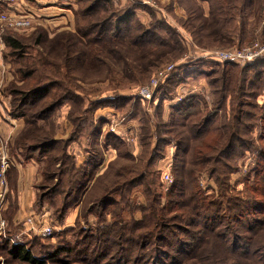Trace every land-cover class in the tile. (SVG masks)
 I'll return each instance as SVG.
<instances>
[{
  "label": "rangeland",
  "instance_id": "obj_1",
  "mask_svg": "<svg viewBox=\"0 0 264 264\" xmlns=\"http://www.w3.org/2000/svg\"><path fill=\"white\" fill-rule=\"evenodd\" d=\"M139 1L111 0L112 8L120 13L127 8L137 7L135 13L138 12L136 15L138 20L131 21L133 23L132 29L136 27L139 21L144 27L148 23L156 25L154 32L165 39L170 37L168 32L174 31L173 29L184 37L182 49H175L171 58L159 64L148 78H142L133 68L136 66L133 61L134 48H132V58L131 56L128 57L129 61H132L129 65H124L123 62L114 58L108 59L107 56L99 52L100 62L98 63L89 57L90 59L84 61V68L79 67L77 62L73 64L68 62L62 55L61 57L58 56L62 50L61 46L53 45L55 51H51L47 45V40H51L57 34L65 31H74L73 12L84 5V3L78 4L77 0H23L18 3L19 8L14 12L29 13L32 16L31 25L25 29L3 28V46L0 49V62L8 67L10 76L3 83H0V97L6 99L7 112L5 117L7 119H22L23 125L17 130L13 131L11 129L8 133L0 131V145L4 146L12 164V161H26L22 157L24 148L18 145H29L30 142H35L38 140L37 138H41L43 135L47 136V134L56 141L48 152L37 151L30 155L31 160L39 165L41 171V182L35 197L34 213L27 216L32 218L33 226L25 218L24 224L26 226L18 224L15 229V239L20 243L32 242L30 246L31 252L35 255L42 256L47 249L58 242L60 243V241L68 243L76 241L75 239L81 241L82 235H79L81 227L87 231L89 226L102 223L98 219L97 213L94 212L100 206H96L95 203L91 210L87 209V206L94 199L98 201L99 196L109 186H116V188L120 189L119 195L113 192L108 197L112 201L117 202V208L109 206L102 218L104 217L106 222L110 223L112 216L109 212L119 210L121 213L120 223L132 225L134 233L136 230L133 226L137 222L140 223L139 221L144 213L146 214L147 222L144 223L146 227L143 226V229L151 228L148 220L151 206L157 208L155 211L157 215L161 213L159 208L163 209L162 212H165L166 219L174 215L181 216L183 211H188L189 209L184 206L185 203L190 208L194 203L193 193L197 188L203 191L206 199L211 203L228 198L232 201V199L242 195H252L257 199L263 198L259 192L254 194L245 193L247 191L250 192L249 189L252 183L258 184L264 179V139H262L264 136V119L260 117L261 111L264 110V26L261 28L263 22L260 23V26L254 27L253 36H248L249 38L247 37L241 46L213 47L208 45L211 47L202 48L198 46L200 37L201 46L203 44L207 45L210 40L208 41L202 35L197 39L198 44L196 45L190 34L180 25V20L185 19L187 13H192L196 18H200L201 13L209 12V2L207 9V6L199 5L197 0H147L149 2L147 4H140ZM174 2L176 5L173 8ZM7 8V6L0 5V12L7 11ZM261 13L263 14L264 12ZM253 17L250 19L254 26L255 16L253 15ZM80 23L82 25L84 22ZM38 32L45 34H43L44 38L40 45L34 44L32 40L34 39V34ZM6 35L16 37L25 43V51L35 58L32 63L37 67L36 73L38 72L41 77L43 76L44 81L53 77L52 71L56 68L60 72L61 83L65 85L71 83L75 86L74 94L78 98L65 102L43 120H37L36 123L39 124V126L37 125L39 130L27 124L25 118L12 117L10 114L12 109L11 99L5 96L4 89L12 82H15L17 86H21L22 83H18L20 78L13 70V60L9 54L10 49L5 45L3 39ZM245 49L249 51L260 50V56L247 62L253 63L250 68L242 70V67L246 64L239 61L236 67L222 66L228 74L221 75V65L225 61L216 54L221 51H242ZM28 54L27 57H31ZM103 60L107 61L112 69L107 68L108 65L104 64ZM7 61H10L12 66ZM55 62L59 64V67L53 66ZM71 64L72 68L68 70ZM128 68L130 70L132 68L130 76L126 75ZM193 70H196V72L192 73ZM179 72H186L187 80L184 84L171 86V91L168 90V97H174L173 103L179 102L184 96L191 94L204 96L203 99L208 100L207 95L210 91H214L216 95H227L225 111H228V101L233 105L232 98L234 100L237 90L239 91L238 87L242 85V80L244 79V86L247 91L245 92L246 97L241 98L246 100V104L243 107L244 114L241 123L233 126L238 129L240 137H242L240 145H232L229 151H227L229 149L227 145H197L198 141L194 140L187 130L186 124H188V121H182L181 118L174 116L170 111L168 106L171 100L164 102L163 106L157 105L160 100L158 97L153 99L154 90L158 88L159 84L165 83L171 75L179 74ZM206 73L209 74L206 76ZM57 76H59L58 73ZM155 80L157 81L156 85H152ZM208 80L210 83L213 82V85L210 86ZM145 86L148 87L151 93L150 98L139 95L144 92L143 87ZM119 96L124 100L119 98ZM47 100L38 102L37 104L40 105L35 107L36 109L26 107L24 111L26 110V113L30 110L36 111L44 106ZM91 101H101L100 103L110 101L105 105L95 107L92 110V116L87 118L90 121L93 120L92 127L95 125L96 128H101L103 136L104 133L108 132L119 137L121 142L109 138L106 140L102 137L100 140H95V138L88 135L92 129L90 123L87 126L84 137L71 141L74 125L69 116L71 114L73 118L79 114V111L91 108ZM87 113L84 112L83 114ZM170 117L175 120V124L173 127L168 128L169 130L167 131L170 132L167 134L164 133L165 127L162 126V123H169ZM1 120L2 118H0ZM27 129L32 130L27 133ZM170 136L175 139H181L185 143L179 152L176 149V145H163L161 143L164 137ZM250 138L257 145H242L244 140H249ZM81 140H83V145L79 144ZM93 145H98L99 153L97 154H99L98 158H101V162L96 171L90 175L92 171H90L88 161L92 157V152L97 157ZM103 145L108 146L104 147ZM155 145H163L160 151L161 155L158 158L156 157L153 163H146L149 154H152L154 149L159 151V147ZM255 148L258 149V153ZM14 149H17L16 154L21 157H11ZM63 155L73 159L76 168L80 170L76 171V173L88 172L86 186L81 191V194L76 197L71 194L70 182L71 179H77L80 175L64 172L63 175H58L55 172L59 167L58 163L62 164L66 161L62 159ZM200 157L201 159H199ZM54 158L57 162L52 164L49 172L51 177L46 179L44 171H46V168ZM49 159H52L51 162H49ZM66 163L68 162H65V165H61V168H66L67 170L68 166ZM176 166L181 167L180 175L174 172ZM143 170L147 172V176L144 180L138 181V175ZM165 173L171 175V182L165 181ZM133 178H135V181H133ZM148 179L150 183L146 184ZM176 179L181 182L179 192L176 190L170 193L171 185L175 183ZM126 180L131 181L132 184L124 187L123 182ZM137 181L141 183L136 184ZM56 185L58 186L56 187ZM247 186L250 188L248 189ZM50 189L51 194L44 197L43 194L50 191ZM123 193L124 195H120ZM180 202H182V205H180ZM185 207L186 209L184 210ZM252 217L261 218L262 222L260 221V223H264V213H255L249 219H252ZM243 223H245L244 219H241L234 225L240 233L245 230L242 227ZM180 224L182 225L183 223ZM44 225L51 227L50 234L43 235L39 232ZM183 226L186 229H198L185 224ZM1 234L3 235V232ZM55 234L57 237H52ZM6 237L9 239L6 240L7 242L13 240L7 235ZM179 237L182 240H187L184 234H179ZM243 239L239 245L245 246ZM1 242L3 243V240H0V264H23L8 256ZM76 249L68 257H64L67 261L66 264L87 263L80 260L82 255L78 254ZM220 258L223 263H232L239 259L229 253H223ZM206 259L205 257L196 259V261L201 263L206 261ZM45 264L63 263L55 260L46 261Z\"/></svg>",
  "mask_w": 264,
  "mask_h": 264
},
{
  "label": "trees",
  "instance_id": "obj_2",
  "mask_svg": "<svg viewBox=\"0 0 264 264\" xmlns=\"http://www.w3.org/2000/svg\"><path fill=\"white\" fill-rule=\"evenodd\" d=\"M205 1L210 4L208 15L201 13V17L196 18L192 13H187L185 19L180 20V25L190 34V37L196 45L198 44L197 39L202 35L208 41L210 40L207 45L203 44L201 46L200 37L198 46L202 48L211 46H241L248 36H253L255 26H260L261 22H263L261 28L264 26V13H261L264 12V0ZM77 3H84V5L73 12L74 31H65L57 34L55 38L47 40V45L51 51H55L53 45L61 46L62 50L58 56L61 57L62 55L65 60L72 64L77 62L79 67L84 68V61L90 58L99 63L101 59L98 57V53L100 52V54L107 56L108 59L114 58L123 62L124 65H129L132 61L130 62L128 57L131 56L132 58V48H134L133 61L136 66L133 68L140 74L139 76L148 78L159 64L171 58L175 49H182L184 37L175 29H173L174 31L168 32L170 36L168 39L155 33L154 28L156 25L152 23H148L144 27L138 21L136 27H134L135 29H132V22L138 20L135 16L136 6L127 8L120 13L112 8L111 0H77ZM253 15L255 16L254 26L250 19L254 18ZM80 22L84 23L80 25ZM43 34V32L34 34V39H32L34 44H41L44 38ZM3 39L5 45L10 49L9 54L13 60V70L20 78L18 83H22L21 86H17L15 82H12L4 89L5 96L11 99L12 109L10 114L12 117L25 118L27 124L39 130V124L36 123L37 120H43L65 102L72 101L73 98H78L74 94L75 86L71 83L67 85L61 83V75L56 68L53 70L55 73L52 71L53 77L47 78L44 81V77L42 76V78L38 72L36 73L37 67L32 63L35 58L25 51V43L10 35H6ZM90 46L96 47L90 48ZM39 53L38 55L41 54ZM27 54L31 57H27ZM7 62L11 64L10 61ZM103 63L108 65L107 68L112 69L107 61L103 60ZM234 63L225 61L221 65L222 70L220 74H228L224 71L223 67H236L238 63ZM72 64L68 67V70H71ZM245 64L242 70L249 69L253 63ZM53 66L59 67V64L55 62ZM131 70L128 68L126 71L127 76L132 74ZM194 72L196 70L192 71V73ZM57 73L59 76H57ZM208 74L206 73V76ZM186 80V72H179V74L171 75L165 83L159 84L158 88L153 92V99L158 97L160 100L157 105L163 106L164 102L171 100L168 106L170 111L174 116L181 118L182 121H188V124H186L187 130L189 135L198 141L197 145H227L229 148L227 151L231 150L232 145H240L242 137H240L238 129L233 126L234 124L237 126L241 123L244 114L243 107L246 104V100L241 99L242 97H246L245 92H247L244 86V79L242 80V85L238 87L239 91L237 90V95H235L234 100L232 98L233 105L228 101V111H225L227 95H216L214 91H210L207 95L208 100L203 99L204 96L191 94L184 96L179 102L173 103L172 100L174 97H168V90L171 91V86L184 84ZM208 83L210 86L213 85V82L210 83L209 80ZM119 98L124 100L121 96ZM46 99L48 100L40 109L36 111L30 110L27 113L26 110L24 111L26 107L32 109L37 107L40 105L37 104L38 102H45ZM100 102L91 101V108L79 111V114L73 118L70 114L69 118L70 120L72 119L71 122L74 125L71 141L84 137L89 123L90 127H92L93 120L90 121L87 118L88 116H92V110L110 101H107V103ZM84 112L88 113L83 114ZM260 117L264 119V110L261 111ZM162 124L165 127L164 133L168 134L170 131L167 130L174 126L175 120L170 117L169 123L164 122ZM31 130L27 129V133ZM88 135L95 138V140H100L102 137L106 140L109 138L121 142L119 137L111 133H104L103 136L101 128H96L95 125H93ZM37 139L35 142H30L29 145H18L24 148V154H22L24 160L31 158L30 155L37 151L42 153L48 152L56 142L48 134ZM262 139H264V136ZM161 143L163 145H176L178 152L182 145L185 144L181 139H175L171 136L164 137ZM163 145H155L159 147V151L154 149L152 154H149L146 163H153L156 157L158 158L161 155L160 151ZM242 145L257 144L250 138L249 140H244ZM97 146L93 145L97 157L91 151L92 157L88 161L90 171H92L90 175L96 171L101 162V158H98L99 154L97 153H99V149ZM255 149L258 153V149ZM12 153L16 158L21 157L19 154H16L17 149H14ZM62 159L68 162L66 163L68 171L66 168H61V165H65L63 161L64 163L62 164L58 163L59 167L55 171L58 175H63V172L75 174L76 171H80L76 168V164L72 158L63 155ZM52 162L46 168V171H44V177L46 179L51 177L49 175L50 168L52 164H56L57 160L54 158ZM174 172L180 175L181 167L176 166ZM76 175L80 176L77 179H71L70 182L71 194L75 197L81 194V191L86 186L88 172H77ZM146 176L147 172L143 170L138 175V181L144 180ZM133 181H135V178H133ZM138 181L136 184L141 183ZM123 183L124 187L132 184L129 180ZM147 183H150L149 179ZM263 186L264 179L261 180V183H252L250 185L251 188L247 186L248 189L250 188V192H245L246 194L259 192L263 198L260 197L257 199L252 195H242L236 199H232V201L228 198L212 203L206 199L203 191L196 187L197 189L193 193L194 203L191 208L187 203L184 205L189 208L188 211H183L181 216L174 215L166 219L165 212H162L163 209L159 208L161 213L157 215L155 212L157 208L151 206L148 216L151 228L147 230L143 229V226L146 227L144 223L147 222V217L144 213L142 219L139 221L140 223L137 222L133 226L136 230L135 233L132 230V225H128V223L123 225V223H120L121 213L118 209V211L114 210L109 212L112 216L110 223H107L104 217L102 218L109 206H115L117 208V202L112 201L108 197L113 192L119 195L120 189L116 188V186H109L99 196L98 201L94 199L89 202L87 209L91 210L95 203L96 206H100L94 212L97 213L98 219L102 223L89 226L88 232L81 227L79 230V235H82L81 241H77V239L71 243L60 241V243H56L40 256L31 252L30 246L32 242L20 243L16 240L15 230L12 228L5 226L3 235L0 232V236L2 235L0 240H3L1 244L4 250L7 251L8 256L23 264H45L46 261L55 260L66 264L67 261L64 257H68L76 248V252L82 255L80 260L87 262L86 264H264V223H260V221L262 222L261 218L257 219L256 217H252V219H249L255 213H264ZM179 187H181V182L176 179L175 183L171 185L170 193L176 190L179 192ZM50 194L51 189L44 193L43 196L47 197ZM120 195H124V193ZM180 205H182V202H180ZM241 219H244L245 223L242 224V227L245 230L240 233L234 225ZM180 223L194 228L197 227L198 229H186ZM260 228L263 229L258 230ZM179 234L186 235L187 240L180 239ZM6 235L13 240L7 242L6 240L9 239H7ZM54 236L57 237L56 234L52 235V237ZM242 238H244L243 242L245 246L239 245ZM223 253L235 255L239 259L236 262L223 263L220 260V256ZM205 257L207 259L204 262L199 263L196 261V259Z\"/></svg>",
  "mask_w": 264,
  "mask_h": 264
},
{
  "label": "crops",
  "instance_id": "obj_3",
  "mask_svg": "<svg viewBox=\"0 0 264 264\" xmlns=\"http://www.w3.org/2000/svg\"><path fill=\"white\" fill-rule=\"evenodd\" d=\"M197 3L204 7L207 6L208 9L207 1L197 0ZM175 5L174 2L173 8ZM137 13H135V16ZM203 14L208 15L207 12ZM9 76L8 67L0 62V83H3ZM6 112V99L0 97V118H2L0 131L8 133L11 129L13 131L19 129L23 125V120H18V118L7 119L5 117ZM79 144L83 145V140ZM13 157L15 158V156ZM29 159L26 161H12L6 175L7 192L4 198L0 200V216L5 220L6 227L13 230L16 229L18 224H24V219L33 214L35 209V197L41 182V171L39 165L32 161V158ZM24 226L26 225L24 224Z\"/></svg>",
  "mask_w": 264,
  "mask_h": 264
},
{
  "label": "built area",
  "instance_id": "obj_4",
  "mask_svg": "<svg viewBox=\"0 0 264 264\" xmlns=\"http://www.w3.org/2000/svg\"><path fill=\"white\" fill-rule=\"evenodd\" d=\"M23 0H0V5L7 6V11L0 12V49L3 46L2 40V32L3 28L9 27L14 29H25L31 25L32 16L29 13H16L19 8V2ZM140 4H147L149 3L147 0H140ZM260 54V50H242V51H221L217 53L222 60L224 61H231L235 63H239L242 61L243 63H247L255 58H257ZM163 76L162 74H160ZM166 75V74H165ZM157 81L155 80L152 85H156ZM143 91L139 95L145 98H150L151 93L147 86L143 87ZM11 165V161L7 156V153L4 149L3 145H0V200H2L7 192V171ZM164 178L166 182H171L172 178L169 173L164 174ZM30 225L33 226V220L31 217H28L26 220ZM6 226L5 220L0 216V232L4 231ZM43 235H48L51 233L50 226H42L40 231Z\"/></svg>",
  "mask_w": 264,
  "mask_h": 264
}]
</instances>
